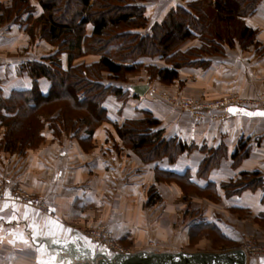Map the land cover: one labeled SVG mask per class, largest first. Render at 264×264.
Masks as SVG:
<instances>
[{
	"label": "crops",
	"instance_id": "obj_1",
	"mask_svg": "<svg viewBox=\"0 0 264 264\" xmlns=\"http://www.w3.org/2000/svg\"><path fill=\"white\" fill-rule=\"evenodd\" d=\"M186 1L145 0V15L150 23L160 20L170 7ZM32 4L35 7L33 16L39 15L40 5ZM26 17L27 14L21 16L22 23L0 22V94L3 97L13 89L30 88L31 78L22 65L55 50L43 55L36 52V55L33 49L27 57L25 55L30 50L20 51L21 54L17 52L18 46H26L18 37L24 33L28 38ZM244 21L257 29L255 39L264 44V0H259L255 11ZM90 31L91 25L88 24L86 33ZM36 41L39 40L36 38ZM196 42L197 39H188L180 47L184 49ZM62 57L64 61L61 65L66 68V53L59 54L58 58L62 60ZM97 58L93 56L92 61L85 63ZM209 60L206 67H180L176 80L158 83L167 87L180 85L186 91L207 97L236 87L243 96L257 95L264 90V53H259L254 46L245 49L238 45L226 47L224 54L211 55ZM138 61L142 65H166L159 57L143 56ZM135 73L139 71L128 72L126 78ZM103 81L127 91V96H106L103 106L107 120L102 121L91 135L85 127L80 128L78 134L61 130L54 135L48 126L51 115L43 113V140L37 146L27 148L23 154L0 146V264H73L75 256L83 253L96 257L100 253L110 255L104 245L82 233L84 229L98 224L107 226L121 243L134 241L139 242V246L147 245V241L153 243L175 238L174 242L181 243L180 250L198 251L197 248H189L188 231L199 220L215 223L228 239H233L228 231H223L218 218L209 213V199L192 191L185 194L173 180L156 178V169L187 172L200 186L207 181L213 182L220 202H224L230 210L252 213L258 221L253 230L258 241L264 243V115H256L264 113V104H252L243 99V102L225 109L224 119L211 121L205 118L195 124L189 112L170 106L159 91L153 89L148 77L129 82L112 79L106 72ZM137 84L148 85L145 93L133 91L132 86ZM38 85L43 93H47L50 83L47 78L40 77ZM229 109L235 111L230 112ZM144 111L159 119L162 136H177L192 144L193 148L182 152L172 162L167 157L143 161L122 141L115 125L128 118H142ZM3 133L4 128L0 127V139ZM240 143L246 145L248 153L234 165L232 154ZM219 146L224 150L219 164L210 170L207 179L197 177L196 171L202 158L209 154L210 149ZM243 171H258L262 184L225 196L220 183L239 177ZM14 187L41 195L52 214H44L21 201L12 192ZM198 199L205 202L195 208L187 207V211L186 207H180L182 201L188 206V203ZM186 215L188 218L184 221ZM53 240L58 242L53 243ZM202 240L200 238L195 245ZM246 264H264V254L247 256Z\"/></svg>",
	"mask_w": 264,
	"mask_h": 264
},
{
	"label": "trees",
	"instance_id": "obj_2",
	"mask_svg": "<svg viewBox=\"0 0 264 264\" xmlns=\"http://www.w3.org/2000/svg\"><path fill=\"white\" fill-rule=\"evenodd\" d=\"M37 1L41 7L37 16H33L35 7L31 0H11L9 5L0 2V22L22 23L21 16L27 14L25 21L31 22L29 27L26 25L28 34L32 36L39 26L41 37L56 46L51 54L22 65L31 78L30 88L13 89L6 97L0 94V127L4 128L0 146L20 154L43 140V113L51 115L48 126L54 135L61 130L78 134L82 127L91 135L107 120L103 106L106 96H127V91L105 83L104 73L123 81L128 72L142 66L138 61L140 57L163 60L164 66L149 63L144 67L149 78L171 83L178 78L180 67H206L210 63L209 56L224 54L226 47L238 45L245 49L253 45L259 53H264V44L255 39L257 29L244 21L255 11L259 0H187L170 7L162 19L151 23L145 15V0ZM88 24L91 31L86 33ZM188 39L199 42L182 49L181 44ZM61 53L67 55L66 68L58 58ZM88 53L98 55L97 60L72 63L74 58ZM40 77L50 83L47 93L40 90ZM159 124L158 118L144 111L142 118H128L115 127L122 141L143 161L167 157L172 162L179 154L193 148L177 136H162ZM247 153L246 145L240 143L232 154V163L237 164ZM223 155L220 146L210 149L199 163L197 177L207 179ZM156 178L173 180L184 192L189 189L209 199H220L213 182L200 186L187 172L156 169ZM261 184L258 171H243L239 177L221 182L220 187L225 196H230ZM204 192L205 195L201 194ZM203 231L228 240L215 223L199 220L189 227V243L198 240Z\"/></svg>",
	"mask_w": 264,
	"mask_h": 264
},
{
	"label": "rangeland",
	"instance_id": "obj_3",
	"mask_svg": "<svg viewBox=\"0 0 264 264\" xmlns=\"http://www.w3.org/2000/svg\"><path fill=\"white\" fill-rule=\"evenodd\" d=\"M3 1L4 2L6 1L5 2L6 4L4 2H2L5 5H9L11 2V0H3ZM31 2H33L35 5H37V3H38L37 0H31ZM37 7L38 6H36V8ZM30 24H31V22H27L28 27L30 26ZM41 32H42V30L39 28V26H37L35 28V31L33 32L32 36L28 34V38L24 33L19 34L18 37L20 39L22 38L21 40L26 44V46H24V45L18 46L17 52H19L21 54L20 51L26 52V51L30 50V52L25 55V57H27L29 54L32 53L31 50L33 51V49H35V53L38 52L39 54L41 53L42 55L47 54L48 52L52 51V49L56 50V46L50 44L48 41H46L44 38L41 37ZM36 38H37V40H39L38 42L36 41ZM20 41H19V43H20ZM198 42L199 41L197 40L196 44ZM34 43H36L37 45H34ZM250 46H253V45H249L248 47H250ZM38 53H36V55ZM88 54H91V53H88ZM88 54L83 55L84 57H82V56L76 57V59L73 61V63L75 61H77V64L81 63V62L92 61L93 56H98L96 54H91V55H88ZM59 60H60V62L64 61V57H62V60L59 58ZM138 71H139V73L132 74L128 78H126L125 80H127V81L129 80V82H131V81L133 82L136 80H146L147 77L149 78V74H148L146 68L144 67V65H142L138 69ZM149 80L151 81L153 89L156 91H159L160 96H161L162 92H166V93H168V95L171 98H174V99H180L183 97H197V98H200L202 101H209V100H212L215 98H219L223 95H230L233 97H237L238 99H244L245 101H248L252 104H254V103L264 104V90H260L257 95H255V93H254L251 96H243L241 90L236 87L234 89L232 88V89H228L224 92H221L220 94H217L216 96L207 97L205 95L196 94V93H192L190 91H186V89L182 88L180 85H173L170 87L163 86V85L158 83L159 80L155 77L149 78ZM169 105L172 106L171 104H169ZM172 107H176V106H172ZM184 111H187V110H184ZM187 112H189V111H187ZM21 190H23V189H21ZM23 191H25V190H23ZM189 191H191V190L188 189V192ZM26 192H28V191H26ZM188 192H184V193L187 194ZM192 193L197 194L194 191H192ZM201 194L205 195V192L201 193ZM199 196H201V195H199ZM201 197H204V196H201ZM149 199H150V197H149ZM207 199H209V198H207ZM209 200H210V202H208L209 213H213L215 215V218L216 219L218 218L217 220L220 222V225H221L223 231H225V230L228 231L229 235L233 239L221 240L215 234L208 232V231H203L200 235V238H202L204 240H202L201 242L197 243V245H195V243L198 242V240L200 239L199 238L194 243H190V246H192V247L189 246V248H192V249L197 248V250H203V251H207V250L208 251H219V250H225V249H230V248H235V247L243 248L245 246H250V247L255 246V247L264 248V243H261L260 241H258V238L256 235L257 233H256V231L253 230L254 228H256V224L258 223V221L256 220L255 217H253L251 212H249L247 210H245V211L244 210H230L229 207L226 206L224 202H220V199L214 200V198H212ZM179 202H181V201H179ZM202 202L204 203L205 201H202ZM202 202H200V200L198 199V200H196V202L191 201L190 203H188V206H186L187 203L182 201V206H180V207H182V208H183V206H184V208L186 207L185 209L187 211V209H188L187 207L195 208L196 205H198V204L202 205L203 204ZM214 202H218V203H214ZM182 208H180V210ZM176 217H177V215H176ZM178 217L180 219V216H178ZM187 218H188V216L186 215V217H184V221H186ZM174 219H175L174 222L177 223L178 220H177V218H175V216H174ZM180 223H182V221ZM98 225H101V224H98ZM98 225L91 226V227L86 228L84 230L94 228ZM174 241H175V238H172V240H170V241H169V239H167V241L159 240V241H154L153 243L147 241V243H146L147 245L139 246L140 245L139 242L130 241V242L121 243L117 239V245L119 246V251H123V252L137 251V250H142V249L154 250V251H178V250H180L181 246H179V245H181V243L180 242L177 243ZM144 243H145V241H144ZM249 256H251V255H249Z\"/></svg>",
	"mask_w": 264,
	"mask_h": 264
},
{
	"label": "built area",
	"instance_id": "obj_4",
	"mask_svg": "<svg viewBox=\"0 0 264 264\" xmlns=\"http://www.w3.org/2000/svg\"><path fill=\"white\" fill-rule=\"evenodd\" d=\"M161 96L167 101V103L171 104L172 106H176L175 108L189 111L195 124L199 123L205 118H209L211 121H220L225 118V109L228 106L243 102V99H238L237 97L230 95H223L219 98L209 101H202L197 97H183L180 99H174L171 98L166 92H162ZM1 190L2 186H0V197ZM12 192L14 195L19 197L21 201L33 205L42 213L47 215L52 214L50 206L41 195L23 191L18 187H14ZM82 233L91 240L101 243L111 252H123L119 251L117 238L104 224L84 230ZM242 249L245 251L247 256L264 254V248L260 247L245 246Z\"/></svg>",
	"mask_w": 264,
	"mask_h": 264
},
{
	"label": "water",
	"instance_id": "obj_5",
	"mask_svg": "<svg viewBox=\"0 0 264 264\" xmlns=\"http://www.w3.org/2000/svg\"><path fill=\"white\" fill-rule=\"evenodd\" d=\"M147 84H137L132 89L137 94L147 90ZM73 264H246L247 256L241 247L219 251H154L137 250L100 253L98 257L82 254Z\"/></svg>",
	"mask_w": 264,
	"mask_h": 264
},
{
	"label": "snow or ice",
	"instance_id": "obj_6",
	"mask_svg": "<svg viewBox=\"0 0 264 264\" xmlns=\"http://www.w3.org/2000/svg\"><path fill=\"white\" fill-rule=\"evenodd\" d=\"M230 112H234L235 109H229ZM247 115H253L252 113H246ZM256 115H264V113H257ZM58 241L53 240V243H57ZM25 243H27V241H25ZM53 255H55V253H53Z\"/></svg>",
	"mask_w": 264,
	"mask_h": 264
},
{
	"label": "bare ground",
	"instance_id": "obj_7",
	"mask_svg": "<svg viewBox=\"0 0 264 264\" xmlns=\"http://www.w3.org/2000/svg\"><path fill=\"white\" fill-rule=\"evenodd\" d=\"M247 256V255H246Z\"/></svg>",
	"mask_w": 264,
	"mask_h": 264
}]
</instances>
